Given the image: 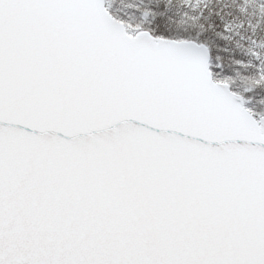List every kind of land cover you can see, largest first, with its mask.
I'll return each mask as SVG.
<instances>
[{
  "label": "snow or ice",
  "instance_id": "obj_1",
  "mask_svg": "<svg viewBox=\"0 0 264 264\" xmlns=\"http://www.w3.org/2000/svg\"><path fill=\"white\" fill-rule=\"evenodd\" d=\"M0 264H264V0H0Z\"/></svg>",
  "mask_w": 264,
  "mask_h": 264
}]
</instances>
